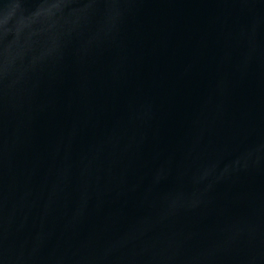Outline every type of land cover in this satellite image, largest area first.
<instances>
[{
  "label": "water",
  "instance_id": "1",
  "mask_svg": "<svg viewBox=\"0 0 264 264\" xmlns=\"http://www.w3.org/2000/svg\"><path fill=\"white\" fill-rule=\"evenodd\" d=\"M0 264H264V0H0Z\"/></svg>",
  "mask_w": 264,
  "mask_h": 264
}]
</instances>
